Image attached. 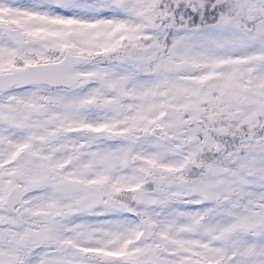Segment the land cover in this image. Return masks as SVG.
<instances>
[{
    "label": "snow or ice",
    "instance_id": "obj_1",
    "mask_svg": "<svg viewBox=\"0 0 264 264\" xmlns=\"http://www.w3.org/2000/svg\"><path fill=\"white\" fill-rule=\"evenodd\" d=\"M0 264H264V0H0Z\"/></svg>",
    "mask_w": 264,
    "mask_h": 264
}]
</instances>
